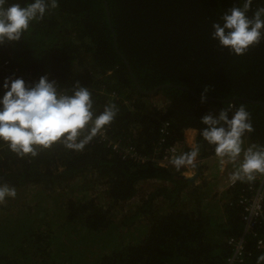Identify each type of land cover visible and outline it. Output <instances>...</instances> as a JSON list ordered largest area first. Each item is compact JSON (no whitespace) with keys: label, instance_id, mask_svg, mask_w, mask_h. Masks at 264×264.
<instances>
[{"label":"trees","instance_id":"1","mask_svg":"<svg viewBox=\"0 0 264 264\" xmlns=\"http://www.w3.org/2000/svg\"><path fill=\"white\" fill-rule=\"evenodd\" d=\"M242 3L57 0L23 39L0 45V84L21 78L31 86L48 74L58 90L88 87L97 114L109 102L117 105L106 136L146 159L122 160L98 136L82 151L58 142L35 157L18 156L0 143V184L16 190L9 207L0 203V217L10 213L0 220V264H228L241 238L235 264H256L264 254L257 247L264 214L242 237L239 204L251 182L238 181L215 196L209 182H197L203 175L190 179L160 162L167 148L184 145L189 130L196 132L198 159L215 157L214 146L199 135L200 119L232 106L250 113L254 132L246 134L244 147L264 145L258 104H264V39L237 56L211 38L212 24ZM259 7L264 2L253 0L248 15ZM96 181L101 196L85 188ZM146 181L164 184L141 195L115 222L111 208L137 198V186ZM40 199L48 216L35 222L28 211ZM86 252L93 254L84 257Z\"/></svg>","mask_w":264,"mask_h":264},{"label":"clouds","instance_id":"2","mask_svg":"<svg viewBox=\"0 0 264 264\" xmlns=\"http://www.w3.org/2000/svg\"><path fill=\"white\" fill-rule=\"evenodd\" d=\"M252 2L243 0L240 6L229 8L212 24L211 38L237 56L264 39V7L249 16ZM56 7L57 0H0V45L23 39L33 22L42 20ZM0 93V143L7 144L21 157H35L38 150L48 149L58 142L68 150L82 151L102 134L118 112L117 105L109 102L97 114L88 87L77 83L69 91L58 90L56 82L47 76L31 86L21 78H6L0 84ZM204 99L202 94L201 102ZM200 122L204 127L199 135L214 146L221 165H235L230 176L232 182H252L257 175L264 174V145L244 147L246 134L254 132L245 106L221 108L215 114L202 116ZM199 154L200 147L194 144L191 151L173 156L170 163L177 171L195 168ZM15 196V188L0 184V203ZM258 243L264 245V241ZM256 264H264V254L257 257Z\"/></svg>","mask_w":264,"mask_h":264},{"label":"built area","instance_id":"3","mask_svg":"<svg viewBox=\"0 0 264 264\" xmlns=\"http://www.w3.org/2000/svg\"><path fill=\"white\" fill-rule=\"evenodd\" d=\"M48 74L44 75L47 76ZM98 136V143L104 144L107 148L111 149L113 153L117 154L119 157H121L122 160H131L133 162L138 163H145L146 159L141 158L133 149L131 145H121V141H114L113 139L109 138V136H106L104 130L102 134L97 135ZM162 142V141H161ZM183 152L180 150H177L175 147L167 148L164 151L163 158L160 160V162L164 165L169 166L166 162L167 160L171 159L173 156H177L182 154ZM220 159V158H219ZM198 158L196 160V165L198 163ZM200 161V160H199ZM221 163V162H220ZM229 163H225L224 165H221L224 171L228 168ZM187 170H192L194 168L188 167ZM181 170V169H180ZM182 171V170H181ZM233 171L227 173L225 176V189L233 187L237 182H232L230 179V176ZM184 175H187L184 173ZM206 177H208L207 172L204 174ZM222 175V174H220ZM193 176V175H192ZM191 177V176H190ZM249 195H241L239 198V204L243 208L242 213V221L244 223V233L242 237L247 234L248 231H253L254 228H256L260 220L263 217L264 214V174L257 175L255 180L250 183L248 186ZM264 241V238H258L257 240V247L259 250L263 251L264 253V245L259 244L258 242ZM242 242L243 238L235 242V252L234 254L229 258L228 264H235L236 262L240 261V251L242 249Z\"/></svg>","mask_w":264,"mask_h":264},{"label":"rangeland","instance_id":"4","mask_svg":"<svg viewBox=\"0 0 264 264\" xmlns=\"http://www.w3.org/2000/svg\"><path fill=\"white\" fill-rule=\"evenodd\" d=\"M159 100H157V104H159V106L161 107L162 105H164V101L161 100V98L159 97L158 98ZM155 102V100H154ZM194 132L192 130H189V132H187L188 134V137L191 135V133ZM185 138H186V135H185ZM114 141H118L120 142V140L118 139H113ZM185 141V140H184ZM195 141V140H194ZM195 143V142H194ZM184 144V143H183ZM187 149L191 150L192 149V146H193V143L191 145H187L185 144ZM184 145H176L174 146L177 150H180V151H183V147ZM170 160H167V166L169 169H171L172 171H177L176 169H174L175 167L170 163ZM218 162V163H217ZM217 162L213 163L214 167L212 166L211 162L209 163L208 161L203 163L201 161L198 160V163L197 165L195 166V168L193 169V172L190 174V175H193L191 177L188 176L187 172L189 170H187L186 168H181V172L182 174L186 173L188 178H192V177H195L198 176V175H203L202 177H200V179H197V182L198 183H201L203 181H207L210 183V187L212 188L213 190V193H215V196L219 195L223 190H225V183H224V180H225V176L226 174L229 172L228 171H225L224 173H222V175L218 174L216 172L217 170V167H219V162H220V159L217 160ZM221 164V163H220ZM229 165L228 167H230V170H234L235 167L233 164H227ZM207 166V169L203 171L204 167ZM209 170L211 171V174L208 175V177L204 176V174ZM203 177H206L207 179L205 180ZM75 183L77 184L78 187H81V188H78V189H82V186L81 184L79 183V181L76 179L75 180ZM164 183H159L158 181H146V182H141L138 186H137V191H138V194H137V198H133L132 200H130L129 202L125 203V204H117L115 207L113 206L111 208V210H115L114 211V215L113 216V219L115 217V222H118L117 219H121L122 218V215H125V212L126 211H129V208L131 207V205L135 204L136 201L138 200V198L141 197V195H146L148 194L149 192L152 191V189H154L155 187H158L160 185H163ZM86 186V185H85ZM83 186V187H85ZM85 188H87L89 191H90V194L92 193H97V194H100V196L102 195V189H103V186L101 185V182H94L93 184H90L88 186H86ZM100 196H95L98 198V201H101L103 199V197H100ZM11 198H7L5 200V202L7 203L5 206L6 207H9L8 206V201H10ZM21 202L25 200L24 197H20L19 199ZM40 202H41V205L39 206H36V207H31L29 209V214L30 215H33V219L35 222H39L40 219H43L44 217L48 216L46 215L45 211L47 210L46 206L44 205V201L43 199H40ZM14 206H16L15 208L18 207V204H15ZM48 206H51V205H48ZM123 208L125 209V211H123ZM36 215V216H35ZM9 218L10 217V213H6V214H2V216L0 217V220H5L3 218ZM0 222V224L2 223ZM98 249L100 250V247L98 246ZM87 254L84 255L87 256V255H92L93 252H86ZM66 261L68 263V259L66 258Z\"/></svg>","mask_w":264,"mask_h":264},{"label":"crops","instance_id":"5","mask_svg":"<svg viewBox=\"0 0 264 264\" xmlns=\"http://www.w3.org/2000/svg\"><path fill=\"white\" fill-rule=\"evenodd\" d=\"M192 131H193V130H192ZM188 132H189V131H188ZM195 137H196V132H195V131L192 132L191 135H190L189 137H188V134L186 133V138H185V141H184V147L187 148L185 144H187V145H191V144L193 143V145H194V144H195V143H194V142H195V141H194V140H195ZM218 159H219V158H218L217 156H215V157L210 158V159L208 160V162H209V163L211 162L212 166L214 167L213 163L217 162ZM217 163H218V162H217ZM222 170H223V168H222V166H221V164H220V162H219V167H217L216 172H217L218 174H222V173H223ZM192 172H193L192 170H189V171L187 172V174H188L189 177L192 176V175H190ZM209 172H210V170H209ZM209 172L207 171V174H208V175H209ZM185 176H187V175H185Z\"/></svg>","mask_w":264,"mask_h":264},{"label":"water","instance_id":"6","mask_svg":"<svg viewBox=\"0 0 264 264\" xmlns=\"http://www.w3.org/2000/svg\"><path fill=\"white\" fill-rule=\"evenodd\" d=\"M124 62L127 64V62L124 60ZM160 88H162V87H159V88H156V89H154L153 91H151V92H149L148 94H154L157 90H159ZM139 89V88H138ZM142 92V91H141ZM144 93V92H143ZM250 102V101H249ZM261 107H262V109H263V111H264V104L262 103V102H259L258 103Z\"/></svg>","mask_w":264,"mask_h":264},{"label":"bare ground","instance_id":"7","mask_svg":"<svg viewBox=\"0 0 264 264\" xmlns=\"http://www.w3.org/2000/svg\"><path fill=\"white\" fill-rule=\"evenodd\" d=\"M106 132V131H105ZM108 134V133H107ZM248 183V182H247ZM245 184H246V182H245Z\"/></svg>","mask_w":264,"mask_h":264}]
</instances>
